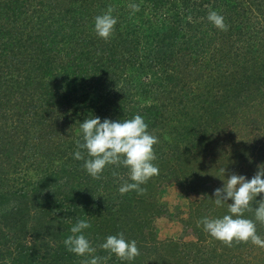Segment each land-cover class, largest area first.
I'll use <instances>...</instances> for the list:
<instances>
[{
  "label": "trees",
  "instance_id": "16d2710c",
  "mask_svg": "<svg viewBox=\"0 0 264 264\" xmlns=\"http://www.w3.org/2000/svg\"><path fill=\"white\" fill-rule=\"evenodd\" d=\"M1 1L0 15L16 26L9 28L0 20V237L5 234L6 238L0 240V264H81L79 259L84 261L86 257L67 251L63 243L71 235L70 228L77 219L89 220L91 227L84 234L92 244L95 242V255L101 257L109 255L99 247L104 238L126 232L127 240H136L139 250L143 246L156 252L164 249L161 254L164 259L156 264H195L199 259L203 264H217L208 253H198V242L206 240L209 234L202 225L197 227V221L205 216L216 218L228 213L226 203L221 210V206L209 202L215 198L214 190L222 187L225 177L219 175L217 181L208 183L211 163L194 166L207 147L208 141L203 138L207 131L204 128L198 132L193 123L183 119L173 102L167 106L158 99V91L161 88L165 92L168 84L173 88L181 84L179 93L188 98L191 93L186 88L188 84L193 91L192 85L212 82L211 74L226 69L228 64L231 66L230 57L241 52L228 45L226 39L225 46L216 49L210 46V29H215V33L218 28L207 17L201 18L206 5L225 6L229 0ZM243 2L252 9L261 3L255 10L263 9V0L238 1ZM131 3L138 4L139 10L133 12ZM109 7L117 23L110 38L105 40L96 35L93 25L95 16ZM246 19L242 23L247 24ZM205 23L208 31L202 29ZM12 31L17 34L12 35ZM246 33L243 35L250 50L254 43ZM262 61L264 74V55ZM249 68L243 73V82L251 84L259 79L260 84L255 87L253 84L252 90L260 91L261 83L264 85L260 69L253 73L248 72ZM240 78L235 79L232 92ZM253 100L256 99L252 98L250 104ZM214 103L225 107L227 112L239 108L229 101L216 98L211 101L209 96L203 106L206 109ZM92 111L113 113L117 120L140 114L148 124V131L158 137L161 144L156 143V149L153 148L156 154L153 163L159 173L141 185L142 193L135 190L119 193L120 184L128 176L126 173L120 178L114 175L115 165H108V170L104 169L99 178L90 176L82 167L83 160L73 157L80 135L65 150L63 145L69 132L76 130L71 125L90 118ZM255 123L249 117L245 125ZM71 139L74 138L68 140ZM7 143H17L16 151L4 150ZM41 143L62 152H44ZM252 146L255 147L253 143H246L242 150H235L247 153ZM32 149L36 151L29 153ZM34 155L36 160L31 158ZM84 155L87 158L86 152ZM56 160H61L62 165L42 171L45 161L51 164ZM222 166L225 171L229 167ZM30 168L34 169V178L26 175ZM231 168L242 174L249 170ZM171 181L179 186L181 193L200 197L190 199L188 220L184 221L185 234H191V238L157 237L153 213L161 210L162 205L151 215L127 213L136 207L156 208L155 192L163 183ZM255 206L253 201L252 210H246L245 217L254 214ZM9 228L16 229L9 233ZM15 233L20 237L29 234L31 240L41 239L42 244L37 247V243L29 245L30 242L14 240ZM209 244L210 253H216L213 242ZM116 259L119 258L113 254L107 261L114 263Z\"/></svg>",
  "mask_w": 264,
  "mask_h": 264
},
{
  "label": "rangeland",
  "instance_id": "374dc122",
  "mask_svg": "<svg viewBox=\"0 0 264 264\" xmlns=\"http://www.w3.org/2000/svg\"><path fill=\"white\" fill-rule=\"evenodd\" d=\"M238 1L240 0H229L225 6L219 5L214 8L211 4H208L206 5V12L203 14V16H201V18H206V15H208L209 11L214 10L224 18H226L224 23L227 25V28L224 30L218 28L216 30L217 32L215 33V29H210V33H212V35L209 34V40L212 41L210 46L216 49L220 46H225V42L223 43V40L225 41L226 39V43L228 42V45H233L234 50L236 49L237 51L241 52L238 53V56L236 57L231 58L229 56L231 66L228 64V66H226V69H224V67L218 73L211 74L212 82L207 83V81H204L203 83L202 81H200V85H192L191 87L193 88V91H191L190 84H188L189 86L186 88L191 92L188 98L183 97L182 94L179 93V89L183 87L181 84L176 85L175 88H173L172 85L168 84L165 88V92L161 88L158 91V99H162V101H164L165 105L167 106H169V103L173 102V105H176L177 110L182 112L181 116L183 117V119H185L186 122L188 120L189 123H193L198 132L201 133L204 128L206 129L207 132L203 134V138L208 141V144L207 147H205L206 149L204 150L203 155L197 157L199 163L197 164L196 160L194 166L197 165L198 167V165H210L209 163H211L212 168L207 175L208 183L217 181L219 175H221L220 178H224V173L222 170L225 168L222 166V164H228L229 167L227 168V170L230 169V166H234L238 170H244L247 167V170L249 169L247 171V174H243L246 177H248L249 174H252L253 176L257 171V166L264 164V85L261 83L260 91L252 90L253 84H255V87L260 84L261 81H258V79L257 81L251 82V84H249V81L243 82L242 77L243 73L246 72V69L248 67H251L248 69V72L253 71L254 73L256 69H260V72L262 74L261 78L264 80V74L262 72V55H264V0L263 9L260 10H255V8L261 3H259L258 5H254L252 9L246 2L239 4ZM0 2L2 1L0 0ZM61 6L63 5L61 4ZM66 9L67 8H65L64 10L66 11ZM2 15H0V20L3 21L9 28L11 27V25H13L14 27L16 26L8 19H5V17H3ZM246 17H248L249 24L242 23L244 21H247ZM228 25H230V28L228 27ZM202 29L208 31V23L203 24ZM191 32L192 30H189V33ZM244 32H247L246 35L251 36V38L253 39L252 43H254V45L250 50H248L247 40L244 39ZM11 33H13L12 35L17 34V32L15 33L14 31H12ZM213 36L216 37L213 38ZM258 38H261L259 42ZM127 48L129 51L132 50L130 46H127ZM236 53L237 52H235V54ZM210 61L211 63H213L214 60L210 59ZM225 63L227 62L225 61ZM239 76L242 78H240ZM238 78H240L241 81L232 92L231 86L236 83L235 79ZM186 85L187 84H184V86ZM207 96H209V99L211 101H213V99L215 98L223 102L229 101L230 104H234L237 107L239 105V108L235 111L232 110L231 112H227L225 111V107H219L218 104H215L218 102H215L214 105L212 104L213 106L208 105L205 109V107L203 106V101ZM252 98L256 100H253L254 102L250 104ZM257 101H259V103L255 104V102ZM214 108H217L220 111H225V113L213 110ZM92 116H98L101 118V120H103L104 118L117 120V117L114 116L113 113H108L105 111H92V114L89 115V117ZM255 116L258 117L256 118ZM249 117L252 121L256 122L254 126L245 125V122ZM259 118H261L260 121ZM56 119H59L57 115ZM75 119L78 120V118ZM71 126H73L76 130L69 132V137L65 140V144L63 145L64 148L67 147L71 141L74 142L76 141V138H79V124H72ZM172 130L174 129L172 128ZM70 138L74 139L68 140ZM164 142L165 141L163 140V144H165ZM168 143H172V141L168 140ZM246 143H253L255 147L252 146L247 153H238L240 150L246 147ZM156 145L157 144L153 146L154 149H156ZM16 146L17 143H7L4 147V150L11 149V153H13L16 151ZM40 147L44 152L48 150H55L56 154L62 152L54 149L53 146L50 147L45 143H41ZM235 148H240V150L237 151L235 150ZM34 150L36 151V149H32L31 151L29 150V153H32ZM65 150L67 149L65 148ZM164 150L165 152H167V148H165ZM31 158L32 160H36L37 156L34 155ZM75 162L76 160L73 161L74 165ZM54 165L59 167L62 165V161L56 160V162H51V164L50 161H45L41 165L42 171H47L46 168L53 169ZM105 169L108 170V166H106ZM113 170H115L118 178L126 176L124 173H128V169L123 166H116ZM227 170L225 171V177L230 173H243L234 172V168H231L228 172ZM217 171H219L221 174H218ZM34 174L35 173L33 168H30L28 172H26L27 177L30 175L34 178ZM63 181V178L59 179V182L62 183ZM192 198L199 199L200 197L190 192L186 194L181 193L179 186L174 181L167 183L165 182V184L163 183V185L159 187L155 192L153 203L156 208L148 209L146 207H136L135 209L133 208L127 213H137L138 216L141 214H143V216L144 214L151 215V213H153V210L162 205L161 210H156L157 213H153L154 222L152 218L157 237L159 239L169 240L176 239L178 237H181L182 235L191 238V234H185L184 221L188 220L189 201ZM209 202L215 204L213 200H209ZM220 209L223 210V206H221ZM209 216L211 217V215ZM246 218L254 219L255 217L253 214ZM3 228L7 230L5 226ZM15 229L9 228L8 232L14 233ZM256 231L257 234L262 239H264V223L257 221ZM126 234L127 233L125 232V239H127ZM4 235L0 237L1 241H4L6 239ZM31 237L32 236H30L29 234L22 237H20L19 234H16L14 240H18L23 243L30 242L29 245L37 243V247H40L42 244L41 239H35V241H33L31 240ZM210 242H213V244L215 245L217 249L216 253H210ZM94 244L95 242H93V247H95ZM197 246L200 247H198V253L199 251H202L205 254L208 253L207 256H211V258L213 259L215 258L217 260L215 263L217 264H264V247L255 245L251 242V240L247 242L234 240L231 244L227 245L222 241L213 239L209 235L206 240H202L201 243L198 242ZM141 248L142 249L139 250V255L131 262L125 261L124 263H121L123 261H121L120 259H116L114 260V263H112L111 261L108 262L106 260L105 262H103V264H117L118 260L120 262L118 264H156V262H161V260L164 259V257L161 256V254L164 253V249L158 250L156 252L153 251L151 247L146 248L143 246ZM42 251L43 249L41 250V252ZM159 251L160 255L158 254ZM155 253L157 254L155 255ZM154 258L156 259V261ZM79 261L81 264H83V260L79 259ZM195 264H203V260L199 259Z\"/></svg>",
  "mask_w": 264,
  "mask_h": 264
},
{
  "label": "clouds",
  "instance_id": "9594fccd",
  "mask_svg": "<svg viewBox=\"0 0 264 264\" xmlns=\"http://www.w3.org/2000/svg\"><path fill=\"white\" fill-rule=\"evenodd\" d=\"M129 7L133 12L139 10L136 3L129 4ZM112 13L113 9L109 7L94 18V31L105 40L110 38L117 23V17ZM207 19L221 30L227 28L224 17L214 10L209 11ZM79 135L81 139L76 141L77 150L73 157L83 160L82 167L90 176L99 178L108 165L128 169V179L118 188L120 194L133 190L142 193L144 189L141 185L159 173L158 167L153 163L156 160L153 146L158 143V137L148 131V124L140 114L119 120H101L98 116L85 118L79 123ZM81 150L86 152L87 158ZM222 171L225 177V169ZM222 180V187L214 190L213 201L217 206L226 203L228 213L216 218L202 217L197 221V227L202 225L210 237L226 244H231L234 240H251L255 245L264 247V239L256 231V222L264 223V164L257 166V171L251 178L233 173ZM253 201L256 204L255 218L249 219L244 213L252 210ZM90 227L88 219H77L70 228L71 235L63 241L67 251L86 257L83 264H103L113 254L121 261L131 262L139 255L137 241L125 239L122 232L108 235L100 243L99 247L108 252V257L95 255L96 248L84 234V230Z\"/></svg>",
  "mask_w": 264,
  "mask_h": 264
}]
</instances>
